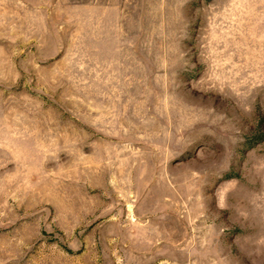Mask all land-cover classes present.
Here are the masks:
<instances>
[{
  "label": "rangeland",
  "instance_id": "1",
  "mask_svg": "<svg viewBox=\"0 0 264 264\" xmlns=\"http://www.w3.org/2000/svg\"><path fill=\"white\" fill-rule=\"evenodd\" d=\"M0 264H264V0H0Z\"/></svg>",
  "mask_w": 264,
  "mask_h": 264
}]
</instances>
